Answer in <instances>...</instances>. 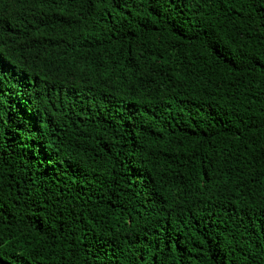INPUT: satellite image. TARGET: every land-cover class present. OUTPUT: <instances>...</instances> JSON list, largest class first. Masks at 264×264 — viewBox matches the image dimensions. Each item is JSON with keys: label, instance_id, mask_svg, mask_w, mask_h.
Returning a JSON list of instances; mask_svg holds the SVG:
<instances>
[{"label": "trees", "instance_id": "1", "mask_svg": "<svg viewBox=\"0 0 264 264\" xmlns=\"http://www.w3.org/2000/svg\"><path fill=\"white\" fill-rule=\"evenodd\" d=\"M0 264H264V0H0Z\"/></svg>", "mask_w": 264, "mask_h": 264}]
</instances>
